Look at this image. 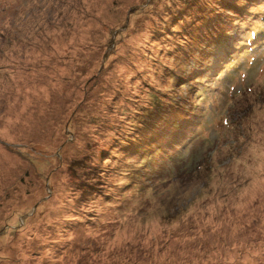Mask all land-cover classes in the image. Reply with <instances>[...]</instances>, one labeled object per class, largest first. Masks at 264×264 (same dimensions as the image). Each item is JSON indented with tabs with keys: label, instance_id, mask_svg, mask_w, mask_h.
Wrapping results in <instances>:
<instances>
[{
	"label": "rangeland",
	"instance_id": "obj_1",
	"mask_svg": "<svg viewBox=\"0 0 264 264\" xmlns=\"http://www.w3.org/2000/svg\"><path fill=\"white\" fill-rule=\"evenodd\" d=\"M0 264H264V0H0Z\"/></svg>",
	"mask_w": 264,
	"mask_h": 264
}]
</instances>
